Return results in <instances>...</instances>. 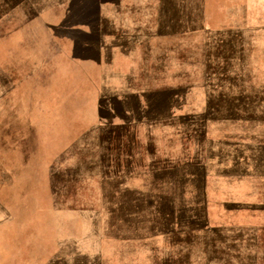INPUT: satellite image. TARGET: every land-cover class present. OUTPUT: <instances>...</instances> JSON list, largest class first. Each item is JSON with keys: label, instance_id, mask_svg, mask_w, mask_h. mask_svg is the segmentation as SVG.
<instances>
[{"label": "rangeland", "instance_id": "rangeland-1", "mask_svg": "<svg viewBox=\"0 0 264 264\" xmlns=\"http://www.w3.org/2000/svg\"><path fill=\"white\" fill-rule=\"evenodd\" d=\"M0 264H264V0H0Z\"/></svg>", "mask_w": 264, "mask_h": 264}, {"label": "crops", "instance_id": "crops-1", "mask_svg": "<svg viewBox=\"0 0 264 264\" xmlns=\"http://www.w3.org/2000/svg\"><path fill=\"white\" fill-rule=\"evenodd\" d=\"M122 71H152L149 68H143L138 66L136 63H125V68Z\"/></svg>", "mask_w": 264, "mask_h": 264}]
</instances>
